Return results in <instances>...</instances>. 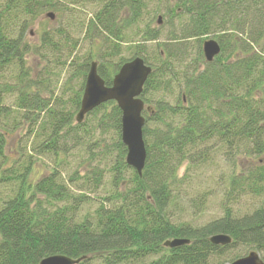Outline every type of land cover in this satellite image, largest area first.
Masks as SVG:
<instances>
[{
  "label": "trees",
  "instance_id": "trees-1",
  "mask_svg": "<svg viewBox=\"0 0 264 264\" xmlns=\"http://www.w3.org/2000/svg\"><path fill=\"white\" fill-rule=\"evenodd\" d=\"M62 2L0 0V70L11 65L23 70L28 52L24 35L31 21L44 11L59 10ZM79 2L95 6L87 28L115 38L116 50H120L118 41H124L114 32L121 12L128 13L124 20L131 26L143 21L147 11L159 17L163 9L164 25L171 27L163 38L160 29L164 26L154 29L147 25L132 57L120 59L111 68L107 60L98 66L108 86L120 67L134 57H142L152 67L142 94L146 166L140 176L126 163L122 111L117 103L97 107L88 114L96 120L91 126L95 130H86L91 141L89 157L92 145L99 148L107 138L118 153L109 167L111 192L93 213H83L85 195L76 197L71 192L59 169L66 161L59 157L67 154L66 142L73 134L68 127L80 109L86 79L73 100L72 116L60 118L59 112L23 84L17 106L23 111L29 107L27 112L39 110L37 116L46 113L33 132L36 136L44 133V153L54 157L55 166L42 178H34L31 160L9 166L7 138L0 130V184L14 181L18 185L0 208V264H39L58 254L83 258L79 264H210L237 246L264 252V206L238 216L225 204L223 215L203 226L176 223L173 210L183 197L196 206L198 197L205 194L192 199L188 175L180 176L185 165L186 170L209 165L220 148L233 154L264 155V0ZM208 39L221 45V53L212 62L205 60L202 49ZM89 61L88 55L79 65L84 78ZM2 101L0 97V104ZM17 121L15 118L16 127ZM77 126L87 124L83 121ZM89 175V184L101 177L100 170L91 167ZM230 186L229 198L246 192L264 198V167L255 172L240 167ZM217 234L229 235L231 243H211L210 238ZM177 238L190 243L165 246L166 241ZM244 256L239 253L222 264Z\"/></svg>",
  "mask_w": 264,
  "mask_h": 264
},
{
  "label": "rangeland",
  "instance_id": "rangeland-1",
  "mask_svg": "<svg viewBox=\"0 0 264 264\" xmlns=\"http://www.w3.org/2000/svg\"><path fill=\"white\" fill-rule=\"evenodd\" d=\"M176 1L173 0V3ZM94 8V5L79 2V0H64L59 10L42 12L34 21H31L24 35L25 42L28 44V52L23 70L18 65H11L0 70V97L3 100L0 104L3 107L0 109V130L7 138V162L9 166H15L24 160L33 161L34 178L47 175L48 169L55 166V162L54 157L44 153L42 145V141L46 138L43 136L44 133L42 136H36L33 132L34 129L39 128L46 113L39 112L37 116L39 110H32V113L27 112L29 107L23 111L17 106L19 91L23 89L22 85L24 84L26 89L28 87L31 93L38 94L44 103H48L50 107L59 112L58 118L68 114L72 116L75 109L73 100L80 91L82 82L86 79L82 75V67L79 66L84 57L90 56V66L93 61L97 62L98 67L102 61L107 60L111 68L120 59H127L134 55L135 45L140 42L142 32L147 25L154 29L164 26L162 29L159 28L163 33V38L171 28L169 25H164L166 18L163 9L159 12L164 17L161 25L157 21L158 15L154 17L150 11H147L148 14L143 21L127 26V21L124 19H128V13L121 12L116 21L117 29L114 32L121 34L124 41H118L120 50H116L113 48L115 38H108L100 32H92L87 28ZM50 11L54 13V19L47 17ZM43 35L47 38L45 41ZM151 45L148 46L149 57L152 53ZM78 112L74 113V121L68 127L73 134L66 142L67 154L65 158L64 154L59 157L66 161V165L65 163L59 165V169L64 179L68 181L67 185L71 192L76 197L85 195L86 204L83 207V213H93L102 199L112 190L109 167L115 162L118 152L111 138H107L99 148L96 144L92 145L94 151L89 157L90 152L87 147L91 141L86 130L94 128L91 126L96 124V120L93 116L87 115L84 119V124L87 126L78 128L77 125L81 124L76 120ZM15 118L18 119L17 127L14 124ZM95 134L101 135L99 132ZM226 151L225 148L217 149L214 162L202 168L186 170V165L181 168L180 176L188 175L187 180L193 186L192 199H196V196L201 193L205 192V194L198 197L196 206L183 197L173 208L176 223L185 222L193 226H203L220 218L223 215L225 204L229 205L238 216L251 213L256 208L264 206V198L248 192L236 193L237 197L229 198L233 175L240 171V167L253 172L259 167H264V155L246 156ZM90 167L100 170L101 177L89 184L87 179L90 177ZM17 186L14 181L0 184V208L8 198L15 194ZM252 250L264 257L263 251L256 250L252 246H237L224 256L216 257L210 264H222L223 260L229 257L239 253L244 256Z\"/></svg>",
  "mask_w": 264,
  "mask_h": 264
},
{
  "label": "water",
  "instance_id": "water-1",
  "mask_svg": "<svg viewBox=\"0 0 264 264\" xmlns=\"http://www.w3.org/2000/svg\"><path fill=\"white\" fill-rule=\"evenodd\" d=\"M47 17L54 19L53 12ZM163 23V16L159 15L158 24ZM205 60L212 62L221 53V45L217 40L208 39L202 46ZM152 73V67L138 56L125 62L113 76L112 85H106L105 80L98 72L97 62L93 61L87 74L81 106L76 120L82 123L85 117L102 104L115 101L122 111L121 138L127 147L126 163L141 176L146 166L147 149L143 135L146 119L143 111L146 109L142 99L144 86ZM150 110V108H147ZM215 245H229L232 238L229 235L217 234L210 238ZM188 239H173L165 242L167 247H178L189 244ZM83 258L74 259L66 255H51L40 261L39 264H79ZM228 264H264L256 251L238 258Z\"/></svg>",
  "mask_w": 264,
  "mask_h": 264
}]
</instances>
